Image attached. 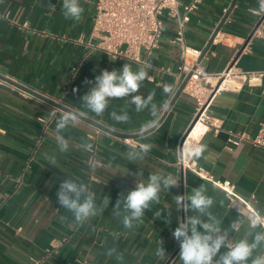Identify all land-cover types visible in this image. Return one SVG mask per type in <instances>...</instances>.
<instances>
[{"label": "crops", "instance_id": "obj_1", "mask_svg": "<svg viewBox=\"0 0 264 264\" xmlns=\"http://www.w3.org/2000/svg\"><path fill=\"white\" fill-rule=\"evenodd\" d=\"M96 2L80 0L84 13L75 21L64 17L62 0H0V12H9L8 17L0 16V72L121 132L146 131L149 128L144 125L157 119L160 124L138 138L153 147L144 160L130 161L129 144L123 138L77 117L76 126L63 132L71 147L62 153L56 141V121L67 112L0 80V264H181L179 242L172 233L185 217L196 215L188 197L200 186L213 197L210 211L222 231H227L229 242L243 238L249 230L246 220L239 231L230 230L232 222L246 214L245 209L231 204L223 189L178 164L181 138L192 123L196 105L182 92L164 115L184 80L179 48L171 42L176 35L174 22L165 19L159 46L152 53L143 52L142 62L113 59L95 48L96 40L90 38ZM232 2L202 0L187 24V44L201 50L199 62L206 72H223L232 64L246 71L264 70V19L253 11L259 8V0H237L202 57ZM258 26L260 34H254ZM81 36L83 42L78 40ZM124 64L133 71L142 66L148 71L151 79L142 82L137 94L155 93L157 117L148 110L137 113L131 97L110 100L101 116L84 107L82 97L95 77L105 69L120 70ZM165 84L173 86L172 94L163 92ZM210 109L221 127L202 136L200 143L207 151L196 160L216 177L233 181L241 195L254 194V205L264 212V146L246 139L233 142L243 133L255 137L264 126V79L257 85L243 83L238 90L221 92ZM122 110L130 115L128 123L111 118L112 111ZM50 115L53 119L45 128L39 117ZM88 143L93 146L91 152L82 149ZM157 170L171 173L179 187L161 192L159 203L132 229L124 228L113 214L117 199ZM68 177L95 193L98 212L83 224L75 222L57 200L60 183ZM176 195L185 196L184 211L177 210ZM157 212L161 217H156ZM160 241L167 255L162 261L154 255ZM113 248L119 259L109 255Z\"/></svg>", "mask_w": 264, "mask_h": 264}, {"label": "clouds", "instance_id": "obj_2", "mask_svg": "<svg viewBox=\"0 0 264 264\" xmlns=\"http://www.w3.org/2000/svg\"><path fill=\"white\" fill-rule=\"evenodd\" d=\"M62 9L65 18L75 21L82 19L84 9L80 0H62ZM253 11L264 13V0H259V8ZM146 79L151 78L143 66L135 71L129 64H124L120 70H102L95 77L93 86L82 97L84 107L97 116H101L108 109L110 100L131 97L130 102L135 106L137 113L148 110L153 117H157L159 109L154 102L155 93H149L147 96L137 94L142 82ZM173 91L172 85L163 86V92L166 95L172 94ZM111 118L118 123H128L130 115L127 110H122L120 113L112 111ZM76 119L74 114L64 113L56 121V141L62 153L67 152L71 147L64 138L63 132L69 126H76ZM157 123L158 120L154 119L146 123L144 127H155ZM152 147L150 143L131 144L127 157L130 161H142ZM92 148L91 143L82 145V149L86 152H91ZM206 151L207 146L203 143H186L181 147V153L189 159H199ZM51 162L55 164V160ZM125 173L127 174V169ZM139 175L143 174L139 173ZM173 187H179V182L171 173L154 171L146 181L137 180L134 189L128 191L126 195L123 193L120 195L113 207V214L121 220L124 228L132 229L154 203H159L161 192ZM206 191L204 186L193 189L188 200L196 215L185 217L172 233L174 239L179 242L181 264H264V214L253 211L251 214H243V218L234 220L230 230L239 231L245 220L249 230L243 238L230 243L227 231H222L220 221L210 211L215 201L213 197L206 194ZM57 200L59 205L70 212L75 222L79 224H83L98 212L95 193L89 191L84 183L70 177L60 183ZM173 200L178 211H184L188 206L185 204L184 195H176ZM161 214L157 212L155 215L159 218ZM165 222L170 223L167 217ZM222 248L227 250L221 252ZM109 255H117L116 249H111ZM154 255L158 261L167 258L161 241ZM117 258L120 257L117 255Z\"/></svg>", "mask_w": 264, "mask_h": 264}, {"label": "built area", "instance_id": "obj_3", "mask_svg": "<svg viewBox=\"0 0 264 264\" xmlns=\"http://www.w3.org/2000/svg\"><path fill=\"white\" fill-rule=\"evenodd\" d=\"M201 1L97 0L96 14L90 33V38L96 40L94 47L105 52L111 58L142 62L143 52L152 53L159 46L165 19L174 22L176 35L171 42L179 48L184 78L190 74L183 93L193 99L196 105L192 120V123L194 121L195 123L182 136L181 147L186 143H200V139L208 130H217L221 127L219 120L211 114L210 109L218 94L227 90H238L243 83L257 85L264 79V70L246 71L233 64L223 72L218 73H209L203 69L199 62L201 50L187 44L185 37L191 15ZM260 14L263 20L264 13ZM0 16L8 17L9 12L5 14L0 12ZM23 26L26 27L27 22L23 23ZM254 34H260L259 26L254 30ZM78 40L83 42V36ZM74 70L76 71L77 68ZM52 119L53 116L51 115L39 117L45 128ZM200 122L203 126L199 129L198 135L194 137L193 131ZM244 139L255 146H264V126L259 129L255 137L251 138L248 134L243 133L234 138L233 142L239 144ZM123 140L129 145L141 143L138 138H123ZM178 164L223 189L230 203L240 204L245 209L246 214H251L253 211L264 214L254 205V194H251L249 198L241 195L233 181L216 177L211 171L201 166L196 159H189L182 154L181 150ZM35 263H39V260H36Z\"/></svg>", "mask_w": 264, "mask_h": 264}, {"label": "water", "instance_id": "obj_4", "mask_svg": "<svg viewBox=\"0 0 264 264\" xmlns=\"http://www.w3.org/2000/svg\"><path fill=\"white\" fill-rule=\"evenodd\" d=\"M237 0H233L228 12L223 16L221 22L219 23V25L217 26V28L215 29L214 33L212 34L209 42L207 43V45L205 46V49H204V52L202 54V57L206 54V52L208 51V49L211 47L214 39L216 38L217 34L221 31V29L223 28L224 24H225V21L227 19V17L229 16L230 12L232 11V9L234 8L235 6V3H236ZM189 76L190 74H188L183 82L181 83V85L179 86L177 92L175 93L173 99L171 100V102L168 104L166 110H165V113L164 115H166L170 110L171 108L174 106V104L176 103V101L178 100V98L180 97V95L182 94L183 90H184V87L186 85V82L188 81L189 79ZM0 80H3L4 82H7V83H10L18 88H20L21 90L35 96L36 98L44 101V102H47L48 104L62 110V111H65L67 113H71V114H74L76 117L88 122L89 124H91L92 126L106 132V133H109L111 135H114L116 137H120V138H140L142 136H145L147 135L148 133H150L151 131H153L159 124L160 122L157 123V125L155 127H151L149 128L148 130L146 131H143V132H138V133H133V134H128V133H125V132H121V131H118L114 128H111L109 125H107L106 123L104 122H98L92 118H89L85 115H83L82 113L74 110L73 108L65 105V104H62L60 102H58L56 99L54 98H51L50 96H47L46 94H44L43 92H40L38 90H36L35 88H32L30 86H27L25 84H22L8 76H6L5 74H2L0 72ZM195 121L190 125L189 129L190 130L193 125H194Z\"/></svg>", "mask_w": 264, "mask_h": 264}, {"label": "bare ground", "instance_id": "obj_5", "mask_svg": "<svg viewBox=\"0 0 264 264\" xmlns=\"http://www.w3.org/2000/svg\"><path fill=\"white\" fill-rule=\"evenodd\" d=\"M202 126H203V124H202L201 122L197 124V127H196V128L194 129V131H193V136H194V137L198 135V131H199V129H200Z\"/></svg>", "mask_w": 264, "mask_h": 264}]
</instances>
